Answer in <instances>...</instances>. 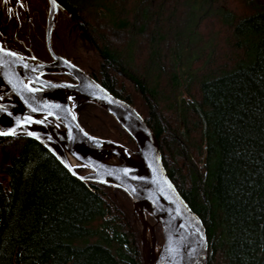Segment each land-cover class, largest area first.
<instances>
[{"label": "trees", "instance_id": "1", "mask_svg": "<svg viewBox=\"0 0 264 264\" xmlns=\"http://www.w3.org/2000/svg\"><path fill=\"white\" fill-rule=\"evenodd\" d=\"M57 1L78 19L76 30L86 32L101 55L93 70L101 83L114 94L109 84L123 88L126 79L113 66L133 81L135 93L127 87L116 95L150 122L172 181L202 218L209 239L204 264H264V0H242L249 10L239 15L229 0H142L140 8L134 7L137 0ZM169 1L184 5V15L168 13ZM211 16L217 18L208 24L211 31L219 24L231 33L218 42L234 52L217 67L215 45L206 53L211 31L205 30V19ZM104 18L107 28L124 35L122 46L103 35ZM162 18L172 33H166ZM143 36L149 39L145 61L138 51ZM167 56L175 65L170 74ZM136 57L143 60L141 70L130 62ZM164 74L173 85L169 101L175 123L159 108L158 97L168 94L160 86ZM182 85L184 93L176 95ZM137 95L147 114L135 103ZM76 101L78 119L88 131L124 145L125 135L135 147L104 107ZM81 103L102 109L116 121L119 134L90 124L98 122L97 115ZM152 215H147L150 223L156 221ZM141 222L123 188L77 178L32 137L0 139V264H144Z\"/></svg>", "mask_w": 264, "mask_h": 264}, {"label": "water", "instance_id": "2", "mask_svg": "<svg viewBox=\"0 0 264 264\" xmlns=\"http://www.w3.org/2000/svg\"><path fill=\"white\" fill-rule=\"evenodd\" d=\"M43 15L48 50L36 52L30 31L34 16L42 27ZM65 19L78 20L57 0H0V135L37 139L77 178L128 192L143 219V229L150 225L147 215L151 213L163 230L162 253L156 264H204L209 252L207 228L172 181L157 134L131 102L69 59ZM70 97L96 102L113 114L134 138L137 147L131 151L138 159L108 148L125 150L120 141L88 131ZM69 153L89 170L78 171ZM114 154L126 163L104 160Z\"/></svg>", "mask_w": 264, "mask_h": 264}, {"label": "rangeland", "instance_id": "3", "mask_svg": "<svg viewBox=\"0 0 264 264\" xmlns=\"http://www.w3.org/2000/svg\"><path fill=\"white\" fill-rule=\"evenodd\" d=\"M146 1V0H143ZM182 1V0H181ZM230 1V7L231 8H237L238 11L236 10V14H240V13H246L248 12V8H244L242 7V0H229ZM246 2V0H244ZM131 3V1H130ZM169 3L172 5L173 3L169 1ZM135 6L134 7H138L140 8V6L142 5V0H137L135 3H133ZM168 5L167 8L170 9L168 13H174L175 11H179V14H181L182 16L183 14V10H184V5H181L178 8V3L174 4V5ZM131 7V6H129ZM92 10L89 9L88 13L92 14ZM199 13V11H198ZM200 14V13H199ZM41 20H42V27L39 26V20L37 16L33 17V25L31 27V37H30V42L32 44V48L38 52V51H46L47 49V43H46V25H47V19L45 17V15L41 16ZM162 21L165 23L166 26V20L165 18H162ZM182 21V17L180 18L179 22ZM215 21H217L216 17L211 16L210 18H206L205 19V30L207 32L211 31V27L208 25L211 22L214 23ZM101 24H104L101 26V29H103V35L107 37V39H109V37L114 40L115 44H119L120 46H122L121 41H124V35L122 33H120L119 31L116 30H112L113 28H107V26H105V24L108 23L107 19L104 18V21H100ZM174 22L177 23V19H174ZM76 25L77 23L74 21V19H65L63 21V31H64V36H65V42H66V50H67V54L69 57L79 61L82 65L84 66H88L91 69H95L96 67H98V63L101 61V55L99 53H97L96 48L93 46V44L88 40V38H86L82 31L80 30H76ZM166 29V33H172L173 30L170 29L169 26L165 27ZM186 31V30H185ZM187 31L185 32L186 35ZM40 34V37L38 38L39 42H42L43 45L41 48H38V45L36 42L37 40V36ZM231 33L228 31V29H223L219 24L215 25L214 29L211 31L210 36H207L205 32L201 31V35L202 37L207 36L206 39V45H207V50L206 53L208 52V50L210 49V47L212 45H215L216 48V53H214L213 59L216 62V67L222 65L223 62L227 61L228 58L234 54V52H231V54L229 53V51L231 50L230 47H227V45L225 44V42H218L222 39L223 36H228ZM96 36V34H95ZM127 36V35H126ZM231 36V35H230ZM98 37V36H97ZM142 40L139 39L138 43L139 46L138 47V51L140 52V54L142 55V59L145 61L146 55L149 54V47L146 50V47L148 45L149 39L147 36H143L141 38ZM216 41L219 43H216ZM127 49V48H126ZM128 50V49H127ZM143 60L141 61V59H137V57L135 58L134 61H130L132 63L133 66L138 67L140 66V70L142 69L141 64L143 63ZM174 60L171 58H169L167 56L166 58V68L168 71V74L173 73L174 69H175V65H174ZM233 63V62H232ZM135 64V65H134ZM195 66L199 67V65L196 63ZM195 68V73L196 75L199 74L198 72V68ZM150 76L153 77L154 79V72L153 69L151 68L149 71ZM165 75V74H164ZM164 77L160 80V86L161 89H163L164 91H166V93L168 94H161L158 98H160V105L159 108L161 111L165 112V115L169 116L171 121H173L174 123L176 122V115L174 114V110L172 109V100H170L172 94L171 92V88H173V85H171V77L170 75H165V76H161ZM161 77H158L161 78ZM119 85V84H118ZM122 85H124L123 87H129V89H131L134 92V87L133 84L130 81L125 80V83H122ZM179 86V85H178ZM184 86L182 85L181 87H179L177 89L176 87V95H178L179 92H183L184 93ZM135 93V92H134ZM182 93V95H183ZM165 95H168L169 97L165 98ZM184 96L188 97V94L185 93ZM164 97V98H163ZM84 99V98H81ZM82 102V101H81ZM135 103L139 106V108L145 113H148V110L146 109V106L144 104V102H142V100L138 97V95L135 97ZM78 102L76 101V105L74 104V108L77 114H79L77 112V107H78ZM82 107H85V111L88 112V110H92L93 112H95V114L97 115V121L93 120V123L91 121H89L90 124H95L98 127H103L106 131H108V133L110 135H117L119 134V128H118V124H116L114 121H112V119L106 115L103 114V110L99 109L96 105L94 104H87L86 106H83L82 103L80 104ZM80 108V106H79ZM176 111V109H175ZM96 120V119H95ZM122 138L124 139V143H126V151L124 150L123 147L118 146L119 148H121L123 151L131 154L132 151L131 149H135L137 146L134 144L135 147L131 146L129 140L127 139V137L125 135H121ZM205 153V152H204ZM204 155V154H203ZM207 155V154H206ZM205 157V155H204ZM207 158V156H206ZM89 167L87 166L86 168H83V172L88 171ZM153 216V215H152ZM149 217V216H148ZM141 218V216H140ZM156 219V217H155ZM142 220V218H141ZM152 220V217H151ZM154 220V219H153ZM157 221V219H156ZM156 221H153L152 223H150L149 226H147V228L150 230V233H154V238L156 239V245L160 244L162 248V245L164 243L163 240V230L161 229V225L155 223ZM139 230L141 231V235H142V241L143 243V253H144V264H151L152 260L149 261V253L148 250L149 249V245L147 244V241H145L143 239V236H145V231L143 229V223L141 222V225L139 227ZM147 234V233H146ZM146 237V236H145ZM144 237V238H145ZM154 239H153V245H154ZM153 245H150V247L152 248L151 251H154L153 255H157V253L155 254V250L153 249ZM158 246V245H157ZM158 251L159 248L155 247ZM158 257V256H157ZM156 257V258H157ZM146 262V263H145Z\"/></svg>", "mask_w": 264, "mask_h": 264}, {"label": "flooded vegetation", "instance_id": "4", "mask_svg": "<svg viewBox=\"0 0 264 264\" xmlns=\"http://www.w3.org/2000/svg\"><path fill=\"white\" fill-rule=\"evenodd\" d=\"M47 26V25H46ZM45 31H46V28H45ZM47 32V31H46ZM82 33H83V35L86 37V38H88V40H89V36L87 35V33L86 32H83L82 31ZM90 41V40H89ZM91 42V41H90ZM93 44V43H92ZM47 49H48V46H47ZM69 57V56H68ZM69 59L70 60H72L73 62H75L76 64H78L79 66H81L83 69H85V70H87L93 77H95L98 81H100V82H102L101 81V78L99 77H96L95 76V74L93 73V70H95L94 68L93 69H91L90 67H88L87 65L86 66H84V65H82L79 61H77V60H75V59H73V58H71V57H69ZM113 68V70H114V72H116V74H118V76H123L124 77V79H126L127 81H130L131 83L133 82L132 80H131V78H130V76L123 70V69H119V68H117L116 66H113L112 67ZM125 70H127L126 68H125ZM107 75L108 76H110V78H112L113 79V77H112V74H108V73H106V77H107ZM104 81V80H103ZM105 81H107V78L105 79ZM104 81V82H105ZM133 84V83H132ZM109 88H111L113 91H115V93L118 95L119 93H121V92H123V90L125 89V88H127V87H123V88H121V86L120 85H118V84H114V83H111V85L109 84ZM129 88V87H128ZM127 91H132L131 89H127ZM77 99H80V97H76V98H72V97H70V102H72V104L74 105H76V100ZM73 107H75V106H73ZM74 111H75V108H74ZM75 113H76V111H75ZM46 117H48V118H50L51 120H54L55 122H57L58 124H59V126H61V127H64L63 125H62V123H60L59 121H57L55 118H54V116H52V115H46ZM0 139H16V136H12V135H0Z\"/></svg>", "mask_w": 264, "mask_h": 264}, {"label": "bare ground", "instance_id": "5", "mask_svg": "<svg viewBox=\"0 0 264 264\" xmlns=\"http://www.w3.org/2000/svg\"><path fill=\"white\" fill-rule=\"evenodd\" d=\"M113 115V114H112ZM114 116V115H113ZM114 118H115V116H114ZM116 119V118H115ZM117 120V119H116ZM122 126V125H121ZM108 148H110V149H114V148H117V149H120V150H122L121 148H119L118 146H108ZM127 149V148H126ZM126 149H125V151H126ZM123 151V150H122ZM131 155H132V157L133 158H135V159H138V156L137 155H134L133 154V152L131 153ZM69 158H70V161H72V163L73 164H75V165H77V166H79V165H81V162L79 161V160H77L73 155H71L70 153H69ZM104 160H106V161H108V162H110V163H126V160L125 159H123L120 155H118V154H114V155H111L110 157H108V158H104ZM205 160H206V158H205ZM145 231V236H143V239L145 240V241H147V244L146 245H149V249H147L148 250V253H149V255H148V257H149V261H151L152 260V262H151V264H156V261L158 260V255H159V253H158V250L155 248V247H158L159 249H160V247H161V245H159V244H157L156 245V239L154 238V233L152 234V233H150V230L148 229V228H146V230H144ZM147 233V234H146ZM145 237V238H144ZM153 239H154V245H153ZM150 245H153V249L155 250V254L157 253V255L155 256V255H153V253H154V251H151L152 250V248L150 247ZM162 249V248H161ZM157 257V258H156ZM146 263V262H145ZM148 264V263H147Z\"/></svg>", "mask_w": 264, "mask_h": 264}, {"label": "built area", "instance_id": "6", "mask_svg": "<svg viewBox=\"0 0 264 264\" xmlns=\"http://www.w3.org/2000/svg\"><path fill=\"white\" fill-rule=\"evenodd\" d=\"M160 250V249H159Z\"/></svg>", "mask_w": 264, "mask_h": 264}]
</instances>
